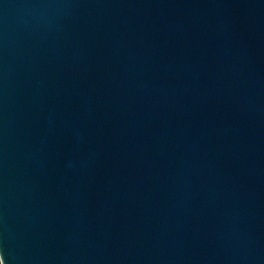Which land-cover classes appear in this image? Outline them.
Wrapping results in <instances>:
<instances>
[{
	"label": "water",
	"instance_id": "1",
	"mask_svg": "<svg viewBox=\"0 0 264 264\" xmlns=\"http://www.w3.org/2000/svg\"><path fill=\"white\" fill-rule=\"evenodd\" d=\"M1 264H264V0H0Z\"/></svg>",
	"mask_w": 264,
	"mask_h": 264
},
{
	"label": "built area",
	"instance_id": "2",
	"mask_svg": "<svg viewBox=\"0 0 264 264\" xmlns=\"http://www.w3.org/2000/svg\"><path fill=\"white\" fill-rule=\"evenodd\" d=\"M0 264H1V261H0Z\"/></svg>",
	"mask_w": 264,
	"mask_h": 264
}]
</instances>
